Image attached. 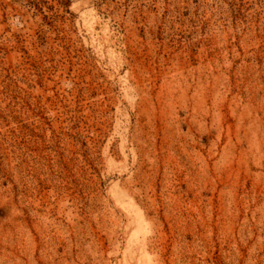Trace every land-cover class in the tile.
<instances>
[{
  "label": "rangeland",
  "instance_id": "obj_1",
  "mask_svg": "<svg viewBox=\"0 0 264 264\" xmlns=\"http://www.w3.org/2000/svg\"><path fill=\"white\" fill-rule=\"evenodd\" d=\"M0 264H264V0H0Z\"/></svg>",
  "mask_w": 264,
  "mask_h": 264
}]
</instances>
